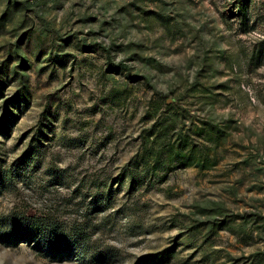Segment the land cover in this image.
Masks as SVG:
<instances>
[{
    "label": "rangeland",
    "instance_id": "374dc122",
    "mask_svg": "<svg viewBox=\"0 0 264 264\" xmlns=\"http://www.w3.org/2000/svg\"><path fill=\"white\" fill-rule=\"evenodd\" d=\"M236 4L0 0V264H264V0Z\"/></svg>",
    "mask_w": 264,
    "mask_h": 264
},
{
    "label": "trees",
    "instance_id": "16d2710c",
    "mask_svg": "<svg viewBox=\"0 0 264 264\" xmlns=\"http://www.w3.org/2000/svg\"><path fill=\"white\" fill-rule=\"evenodd\" d=\"M237 3L238 4H236V9H237L236 10L237 11L236 15L237 16H242L243 20L246 21L247 20V12H248V6H247L248 0H237ZM0 175H3V172L1 170V168H0ZM2 183H3V181H0V184H2ZM24 232L25 233L22 234L23 237H24L25 234L29 233L28 231H24ZM15 234H17V233H14L13 236H15Z\"/></svg>",
    "mask_w": 264,
    "mask_h": 264
}]
</instances>
